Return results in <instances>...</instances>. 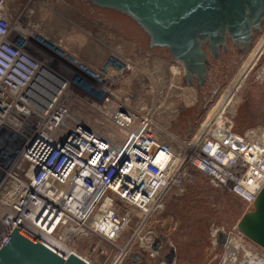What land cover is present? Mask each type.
Returning a JSON list of instances; mask_svg holds the SVG:
<instances>
[{"label":"built area","instance_id":"1","mask_svg":"<svg viewBox=\"0 0 264 264\" xmlns=\"http://www.w3.org/2000/svg\"><path fill=\"white\" fill-rule=\"evenodd\" d=\"M22 32L0 0V248L20 217L66 247L92 235L115 243L132 207L139 225L192 171L253 204L264 185V131H239L226 117L176 151L158 136L153 106L129 89L132 62L108 57L92 68L41 41L73 64L68 76L27 50Z\"/></svg>","mask_w":264,"mask_h":264},{"label":"rangeland","instance_id":"2","mask_svg":"<svg viewBox=\"0 0 264 264\" xmlns=\"http://www.w3.org/2000/svg\"><path fill=\"white\" fill-rule=\"evenodd\" d=\"M6 7L11 24L23 30L26 49L68 76L77 73L73 64L41 41L59 44L67 56L92 68L108 57L132 62L129 89L153 106L158 136L176 151L187 152L203 129L226 117H233L236 129L264 131V22L248 49L228 41L218 57L208 53L201 83L186 79L183 63L167 48L149 47L148 35L134 20L93 0H6ZM2 151L0 162L7 149ZM251 208L253 204L192 171L183 191L169 194L139 225L143 214L132 207L136 216L115 243L92 235L75 248L93 264H264V248L236 227ZM220 230L230 232L222 250L215 243ZM141 236L149 242L141 243Z\"/></svg>","mask_w":264,"mask_h":264},{"label":"water","instance_id":"3","mask_svg":"<svg viewBox=\"0 0 264 264\" xmlns=\"http://www.w3.org/2000/svg\"><path fill=\"white\" fill-rule=\"evenodd\" d=\"M134 20L148 35L149 47H165L185 68L189 82H203L208 53L218 57L228 41L241 49L262 29L264 0H93ZM237 229L264 248V185L253 208L244 212ZM228 242L229 231L220 230ZM226 246V244H225ZM0 264H93L20 217L0 248Z\"/></svg>","mask_w":264,"mask_h":264},{"label":"flooded vegetation","instance_id":"4","mask_svg":"<svg viewBox=\"0 0 264 264\" xmlns=\"http://www.w3.org/2000/svg\"><path fill=\"white\" fill-rule=\"evenodd\" d=\"M97 5V4H96ZM263 22H264V20H263ZM263 22H262V29H260V30H256L255 32H254V34H253V36L255 35V33L256 32H259V31H262L263 30ZM254 38V37H253ZM253 40V39H252ZM216 242V244H217V246H216V248L217 249H223V247H225V244L227 243V241L226 242H224L221 246H220V242L222 241V235H220V231H219V233H218V238L215 240ZM225 249V248H224Z\"/></svg>","mask_w":264,"mask_h":264},{"label":"bare ground","instance_id":"5","mask_svg":"<svg viewBox=\"0 0 264 264\" xmlns=\"http://www.w3.org/2000/svg\"><path fill=\"white\" fill-rule=\"evenodd\" d=\"M262 41H264V39L263 40H261V43H262ZM262 45V44H261ZM260 47V46H259ZM258 47V48H259ZM257 48V47H256ZM264 49V44H263V46H262V48L260 49L261 51ZM257 52V51H256ZM258 54V53H257ZM117 60V59H116ZM251 64H253V63H251ZM251 67V66H250ZM249 68V67H248ZM245 69V68H244ZM246 70H247V68H246ZM246 73V72H245ZM239 86V85H238ZM236 93V92H235ZM63 246H65V245H63ZM66 247V246H65ZM66 248H68V249H70L71 251H75V253H77V254H79V255H81L76 249H74L73 247H70V246H68V247H66Z\"/></svg>","mask_w":264,"mask_h":264},{"label":"crops","instance_id":"6","mask_svg":"<svg viewBox=\"0 0 264 264\" xmlns=\"http://www.w3.org/2000/svg\"><path fill=\"white\" fill-rule=\"evenodd\" d=\"M237 130H239V131H244V130H241V129H237Z\"/></svg>","mask_w":264,"mask_h":264}]
</instances>
